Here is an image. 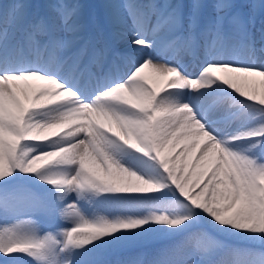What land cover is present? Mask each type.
Here are the masks:
<instances>
[{
  "label": "snow or ice",
  "instance_id": "1",
  "mask_svg": "<svg viewBox=\"0 0 264 264\" xmlns=\"http://www.w3.org/2000/svg\"><path fill=\"white\" fill-rule=\"evenodd\" d=\"M89 7L0 0V264H264V0Z\"/></svg>",
  "mask_w": 264,
  "mask_h": 264
},
{
  "label": "rangeland",
  "instance_id": "2",
  "mask_svg": "<svg viewBox=\"0 0 264 264\" xmlns=\"http://www.w3.org/2000/svg\"><path fill=\"white\" fill-rule=\"evenodd\" d=\"M81 3L90 5L88 9H86L89 12L92 13H101L103 12V5L108 2V0H101V2H98V0H80ZM27 2L32 3V4H38L41 3V0H27ZM44 2V0H43ZM162 2V0H161Z\"/></svg>",
  "mask_w": 264,
  "mask_h": 264
},
{
  "label": "bare ground",
  "instance_id": "3",
  "mask_svg": "<svg viewBox=\"0 0 264 264\" xmlns=\"http://www.w3.org/2000/svg\"><path fill=\"white\" fill-rule=\"evenodd\" d=\"M2 2H3L4 4L9 3V1L7 2V1H4V0H2ZM120 47L123 48V47H124V44L121 43V44H120ZM189 58H190V57H187V56L185 57L186 60L189 59ZM255 59H256L257 63L264 62V57H262L259 53H257V56L255 57Z\"/></svg>",
  "mask_w": 264,
  "mask_h": 264
}]
</instances>
